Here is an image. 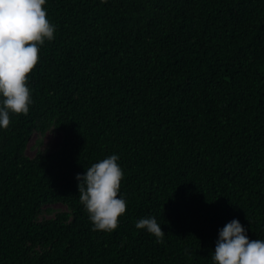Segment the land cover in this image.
Segmentation results:
<instances>
[{"label":"trees","instance_id":"obj_1","mask_svg":"<svg viewBox=\"0 0 264 264\" xmlns=\"http://www.w3.org/2000/svg\"><path fill=\"white\" fill-rule=\"evenodd\" d=\"M43 7L57 28L30 110L0 128V264H213L234 217L264 239V0ZM113 153L126 211L93 230L76 176ZM146 215L162 237L135 227Z\"/></svg>","mask_w":264,"mask_h":264},{"label":"clouds","instance_id":"obj_2","mask_svg":"<svg viewBox=\"0 0 264 264\" xmlns=\"http://www.w3.org/2000/svg\"><path fill=\"white\" fill-rule=\"evenodd\" d=\"M45 4L46 0H0V128L9 126L10 113L30 110L29 74L38 63L40 46L55 38L57 28L47 18ZM118 161L113 153L77 173L79 200L93 230L116 229L126 211L127 200L120 193L124 172ZM135 227L157 238L165 234L152 215L138 218ZM210 256L213 264H264V239H250L234 217L219 229Z\"/></svg>","mask_w":264,"mask_h":264},{"label":"rangeland","instance_id":"obj_3","mask_svg":"<svg viewBox=\"0 0 264 264\" xmlns=\"http://www.w3.org/2000/svg\"><path fill=\"white\" fill-rule=\"evenodd\" d=\"M38 135L33 136L30 139L29 145H28V154L30 156H33L35 152L37 151V148L35 147V143L37 142ZM42 146L48 147L50 150H56L60 146L62 142V134L59 132H49L46 133L44 136L41 137Z\"/></svg>","mask_w":264,"mask_h":264}]
</instances>
